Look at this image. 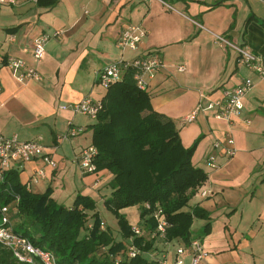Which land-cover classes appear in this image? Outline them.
Masks as SVG:
<instances>
[{
	"label": "crops",
	"instance_id": "crops-1",
	"mask_svg": "<svg viewBox=\"0 0 264 264\" xmlns=\"http://www.w3.org/2000/svg\"><path fill=\"white\" fill-rule=\"evenodd\" d=\"M131 23L146 29L136 49L117 44L121 30ZM55 31L60 33L46 42L45 54L36 62L33 38ZM229 42L252 51L264 68V0H58L54 5L20 0L16 5L0 4V134L18 133L22 139L41 134L56 160V165L40 157L19 163L22 180L27 182L38 167L45 166V175L30 189L42 192L51 186L53 197L68 206L78 193L87 194L95 199L98 213L101 208L111 212L104 198L111 191L112 173L107 169L84 172L77 161L83 147L92 143L95 119L61 104L84 96L101 98L106 89L98 83L97 72L110 62L158 52L165 66L147 78L151 104L174 120L184 145L197 139L192 161L207 173L187 206L203 207L211 220L209 232L200 237L208 253L198 264L264 263V74L245 63ZM9 55L36 64L42 77L18 81L8 65ZM179 65L184 69L179 70ZM244 77H251L253 85L233 120L199 112L192 121H182L199 102L220 97L224 88ZM72 125L83 126V132L64 137ZM229 135L236 147L231 156L225 154ZM211 152L219 162L217 168L206 163ZM202 189L208 194L202 196ZM129 207L134 211L129 213ZM120 210L131 224H139L137 204ZM100 218L115 239H122L118 229ZM205 221L193 218V237ZM182 241L175 238L165 245L155 241L153 247L165 250L173 264H190V253L177 254Z\"/></svg>",
	"mask_w": 264,
	"mask_h": 264
},
{
	"label": "trees",
	"instance_id": "trees-1",
	"mask_svg": "<svg viewBox=\"0 0 264 264\" xmlns=\"http://www.w3.org/2000/svg\"><path fill=\"white\" fill-rule=\"evenodd\" d=\"M57 1L38 0L49 5ZM133 74L134 68L127 67L106 88L92 123L95 171L112 173L104 204L115 215L122 239H115L107 226L100 228L96 201L87 194L78 193L68 206L53 197L51 186L42 192L30 189L17 167L7 169L0 180V226L4 224L2 207L8 206L7 226L52 250L58 264H146L144 252L154 243L151 232L157 207L167 220L165 240L188 242L195 216L206 219L195 236L210 230L209 212L199 205L187 207L207 177L192 161L197 139L187 146L182 143L174 120L153 108L149 93L136 84ZM135 204L143 232L133 235V225L120 209ZM131 235L141 251L129 256L125 240ZM21 263L32 264L19 262L13 250L0 241V264Z\"/></svg>",
	"mask_w": 264,
	"mask_h": 264
},
{
	"label": "built area",
	"instance_id": "built-area-1",
	"mask_svg": "<svg viewBox=\"0 0 264 264\" xmlns=\"http://www.w3.org/2000/svg\"><path fill=\"white\" fill-rule=\"evenodd\" d=\"M37 1V0H34ZM20 0H0V4L16 5ZM60 31H55L52 34L44 33L38 35L32 40L33 55L36 62H40L45 54L46 42ZM146 35V29L139 24H129L124 27L117 39V44L121 47H129L136 49L139 43ZM222 38V37H221ZM241 55L242 60L259 70L264 74V68L256 61L255 54L249 49L237 46L230 43ZM8 65L13 72L15 78L20 82H26L30 78L40 79L42 74L36 64L29 63L24 57L17 55L8 56ZM165 66L163 57L158 52H150L147 54H139L131 60L118 59L103 66L97 72V81L105 89L116 79L121 77L122 73L127 67L134 68L133 77L136 84L140 88H146L147 78L153 76ZM179 70H183L184 66H177ZM253 85L251 77H244L238 84L224 88L222 95L216 99H209L206 102H199L190 112L182 117V121H192L199 112H208L217 119H224L226 121L233 120L243 108V100L246 93ZM2 85L0 84V90ZM63 108H71L75 112H82L90 118L96 119L98 111L102 107L100 98H93L91 96H84L81 100L75 102H63ZM83 132V126L72 125L69 126L64 137L76 136ZM219 141L215 142L218 146ZM236 147L234 146L233 136H227L225 139V154L231 156L234 154ZM97 152L94 144H89L83 147L82 151L77 156V161L84 172H94L96 170L94 157ZM40 157L46 164L56 165V160L48 152V146L44 142V136L39 134L30 139H22L18 133L10 135L0 134V180L4 177V172L9 168H16L19 163H23L34 158ZM206 163L211 168H217L219 162L214 153H209L206 157ZM18 168V167H17ZM46 173L45 166H40L36 169L34 176L27 181V186H32L33 183L39 181ZM200 194L205 196L208 194L207 190H200ZM3 226H0V241L7 247L13 250L15 257L19 262L32 264H58L56 254L49 249L41 248L34 244L30 239L21 236L11 230L8 225L10 217L8 214V206L2 207ZM153 216L156 220L155 227L151 232V236L155 241L162 242L164 245L169 241L164 239V234L167 226V220L160 207L153 210ZM133 225V235L141 234L143 232L139 224ZM106 224L104 220L100 221V228L104 229ZM133 235L128 239L127 254L129 256L135 255L141 249L133 242ZM177 248V254L188 252L191 255L190 264H198L204 258L208 251L204 248L201 238L198 236L192 237L188 242L182 241ZM145 255L148 259L146 264H173L167 258L165 250H159L158 246H152L146 250ZM180 262V261H179ZM22 264V263H21Z\"/></svg>",
	"mask_w": 264,
	"mask_h": 264
},
{
	"label": "rangeland",
	"instance_id": "rangeland-1",
	"mask_svg": "<svg viewBox=\"0 0 264 264\" xmlns=\"http://www.w3.org/2000/svg\"><path fill=\"white\" fill-rule=\"evenodd\" d=\"M98 206L100 207V204ZM134 209H135L134 207H129L127 211H129L130 213L133 212ZM99 214H100L99 216L104 217L108 221L110 227H112L113 229H118V227H116V220L114 218V215L111 212H108L105 209L101 208V212Z\"/></svg>",
	"mask_w": 264,
	"mask_h": 264
}]
</instances>
